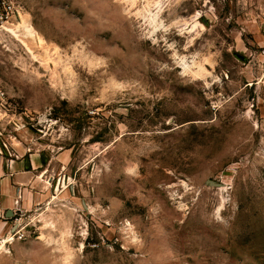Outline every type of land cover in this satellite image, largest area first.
<instances>
[{
    "label": "rangeland",
    "instance_id": "rangeland-1",
    "mask_svg": "<svg viewBox=\"0 0 264 264\" xmlns=\"http://www.w3.org/2000/svg\"><path fill=\"white\" fill-rule=\"evenodd\" d=\"M2 1L0 264H264V0Z\"/></svg>",
    "mask_w": 264,
    "mask_h": 264
},
{
    "label": "crops",
    "instance_id": "crops-1",
    "mask_svg": "<svg viewBox=\"0 0 264 264\" xmlns=\"http://www.w3.org/2000/svg\"><path fill=\"white\" fill-rule=\"evenodd\" d=\"M39 168L35 157L12 159L0 142V238L12 232L16 209L29 210L38 201L44 173ZM8 211L12 212L10 216Z\"/></svg>",
    "mask_w": 264,
    "mask_h": 264
},
{
    "label": "built area",
    "instance_id": "built-area-1",
    "mask_svg": "<svg viewBox=\"0 0 264 264\" xmlns=\"http://www.w3.org/2000/svg\"><path fill=\"white\" fill-rule=\"evenodd\" d=\"M1 3H2L3 8H4V10L2 11L1 14H3L5 12V16H0V19H7L9 14H10V12L8 10H11V7L8 3H4L3 1ZM257 54H258L257 56L264 59V47H260V49L257 51ZM17 226H19V223H15L14 228L11 232V233H13V235L15 234V232L16 233L18 232ZM4 242H5L4 239L0 238V244L4 243Z\"/></svg>",
    "mask_w": 264,
    "mask_h": 264
},
{
    "label": "water",
    "instance_id": "water-1",
    "mask_svg": "<svg viewBox=\"0 0 264 264\" xmlns=\"http://www.w3.org/2000/svg\"><path fill=\"white\" fill-rule=\"evenodd\" d=\"M207 182L210 183V184H213V185H218V183L213 181V180H208ZM11 214H12V212L8 211V216H10Z\"/></svg>",
    "mask_w": 264,
    "mask_h": 264
}]
</instances>
